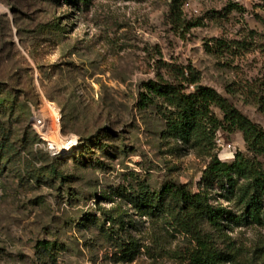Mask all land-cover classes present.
<instances>
[{
  "label": "rangeland",
  "instance_id": "1",
  "mask_svg": "<svg viewBox=\"0 0 264 264\" xmlns=\"http://www.w3.org/2000/svg\"><path fill=\"white\" fill-rule=\"evenodd\" d=\"M169 3L0 0V264H189L194 241L129 197L142 184L196 193L210 159L161 140V117L140 108V94L158 75L193 69L264 129V0H187L186 32L170 25ZM215 39L246 44L214 54ZM48 105L60 119L53 141L76 139L69 152L51 150L34 125ZM214 143L225 163L246 153L240 132L219 130ZM218 193L213 203L239 215ZM230 226L219 247L235 250L232 264H264V224Z\"/></svg>",
  "mask_w": 264,
  "mask_h": 264
},
{
  "label": "trees",
  "instance_id": "2",
  "mask_svg": "<svg viewBox=\"0 0 264 264\" xmlns=\"http://www.w3.org/2000/svg\"><path fill=\"white\" fill-rule=\"evenodd\" d=\"M61 1L69 4L90 2ZM185 2L187 0H170L169 3L168 19L176 31H189L183 18ZM211 42L214 47L206 46L208 52L214 54L236 51L233 52L235 54L246 44L221 39ZM178 70L177 76L170 80L158 75V80L144 84L139 105L143 110L150 107L156 109L163 122L161 140L174 139L182 144V151H199L210 159L199 183L200 190L194 193L186 185L166 184L160 192H151L142 184L132 191L129 200L137 208L145 210V214L163 215L169 225L175 226L181 234L194 241L196 246L189 254V264H232L236 259L235 250L229 246L223 251L219 247L225 242L224 230H231L230 225L240 221L264 224V162L261 160L264 159V129L243 115L215 89L200 85V78L193 69L189 70L190 77L186 76V69ZM190 85L197 87L195 92H187ZM226 90L233 93L231 87ZM257 101L264 112V97H259ZM215 109L220 111L221 118L216 115ZM219 130L228 134L240 132L246 153H236L232 163L222 162L213 153ZM214 190L219 192L218 197L234 203L240 214L215 205ZM87 222L95 225L97 219L89 218ZM207 228L216 236L208 233ZM41 246L46 250L50 245L42 243Z\"/></svg>",
  "mask_w": 264,
  "mask_h": 264
},
{
  "label": "bare ground",
  "instance_id": "3",
  "mask_svg": "<svg viewBox=\"0 0 264 264\" xmlns=\"http://www.w3.org/2000/svg\"><path fill=\"white\" fill-rule=\"evenodd\" d=\"M46 109H48L50 115L48 118L43 117L42 121H38L37 123H35L34 125L40 126V131L37 128L36 129L41 134L42 139L48 142L51 146V149L57 152V154L62 153L64 151L69 152L71 150L70 148L76 143V139L73 138L68 140L66 143L61 144L54 142L52 139L53 136H50L49 134L51 131H53L55 134H58V131L60 129V119L56 114L53 105H48ZM50 126H52V129H50Z\"/></svg>",
  "mask_w": 264,
  "mask_h": 264
},
{
  "label": "built area",
  "instance_id": "4",
  "mask_svg": "<svg viewBox=\"0 0 264 264\" xmlns=\"http://www.w3.org/2000/svg\"><path fill=\"white\" fill-rule=\"evenodd\" d=\"M49 144V143H48ZM49 146H50V144H49ZM50 148H51V146H50ZM52 150V149H51Z\"/></svg>",
  "mask_w": 264,
  "mask_h": 264
}]
</instances>
